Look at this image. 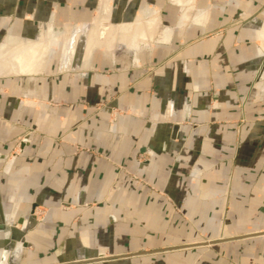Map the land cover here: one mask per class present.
Masks as SVG:
<instances>
[{"label": "crops", "instance_id": "0c3cea01", "mask_svg": "<svg viewBox=\"0 0 264 264\" xmlns=\"http://www.w3.org/2000/svg\"><path fill=\"white\" fill-rule=\"evenodd\" d=\"M18 135L0 264H264V0H0Z\"/></svg>", "mask_w": 264, "mask_h": 264}, {"label": "rangeland", "instance_id": "374dc122", "mask_svg": "<svg viewBox=\"0 0 264 264\" xmlns=\"http://www.w3.org/2000/svg\"><path fill=\"white\" fill-rule=\"evenodd\" d=\"M95 107H97L98 109L101 107V105H96ZM30 134H34L33 131H30ZM21 140H22V136L21 135H18L15 137L14 139V142H15V145L13 146V149L10 151L9 155H4L3 157H0L4 160H6L7 158L11 159H15L17 157V155L21 154L22 153V150H21ZM77 149V152H80L82 151L83 149H80V147H76ZM2 156V155H0ZM10 156V157H9ZM135 181L137 184L139 185H145V186H150L148 184V182H146L144 179L142 178H137L135 177ZM22 206V204H21ZM20 204H19V207H21ZM26 211L24 209H21V208H18L16 209V211L14 212L15 214L16 213H25ZM44 213H45V210H41L39 212H34V220H39L41 217L44 216ZM27 215H29V210L27 212ZM31 217V216H30ZM18 227V229H21V227L18 225L16 226L15 224H11V226L9 227L10 229H8V236L10 237L9 238V245H10V252H13L12 255H11V260L15 261L17 259V255H18V250L20 249L21 247V244L22 242L18 241L17 238H16V235H18V231H16V228ZM31 229H33V226H30L28 229H26L23 233V236L22 238L25 236V234L28 233V231H30ZM22 231V229H21ZM7 232V231H5ZM264 234V232H263Z\"/></svg>", "mask_w": 264, "mask_h": 264}, {"label": "bare ground", "instance_id": "6f19581e", "mask_svg": "<svg viewBox=\"0 0 264 264\" xmlns=\"http://www.w3.org/2000/svg\"><path fill=\"white\" fill-rule=\"evenodd\" d=\"M112 36L113 35H111V38H112ZM95 42H90V46L88 45V47H87V53H89L90 52V50H91V47L92 46H94L95 44H94ZM54 45V44H53ZM38 46V45H37ZM36 46V47H37ZM35 48V47H34ZM27 49H28V47H27ZM40 49V48H39ZM33 50V49H32ZM65 50V49H64ZM26 51V50H25ZM22 52H24V51H22ZM30 52V51H29ZM37 52H39L40 53V57L41 56H43L44 54L42 53V49H40V50H33V54H35V53H37ZM32 53V52H31ZM41 53H42V55H41ZM32 54V55H33ZM25 55V54H24ZM28 55V54H27ZM31 55V54H30ZM11 56V55H10ZM26 56V55H25ZM34 56V55H33ZM12 60H13V70L17 73V72H19V73H21V72H23V71H26V67H25V65L23 64V62L24 61H26L25 60V58H27V57H30V56H26L25 58H23V55H22V53L21 52H18V51H16L15 53H12ZM35 57V56H34ZM39 57V58H40ZM66 57V56H65ZM28 59V58H27ZM23 60V61H22ZM29 61V60H28ZM37 61V60H36ZM28 64V63H27ZM28 65H30V64H28ZM37 65V64H36ZM26 68V69H25ZM33 68V67H32ZM36 70H37V68H36ZM33 71V70H32ZM23 73H25V72H23Z\"/></svg>", "mask_w": 264, "mask_h": 264}, {"label": "water", "instance_id": "95a60500", "mask_svg": "<svg viewBox=\"0 0 264 264\" xmlns=\"http://www.w3.org/2000/svg\"><path fill=\"white\" fill-rule=\"evenodd\" d=\"M34 207H32L31 209H30V211H29V215L34 219L35 218V216H34ZM99 260H101V259H99ZM102 260H104V259H102ZM61 264H66V263H61ZM75 264H77V263H75Z\"/></svg>", "mask_w": 264, "mask_h": 264}]
</instances>
